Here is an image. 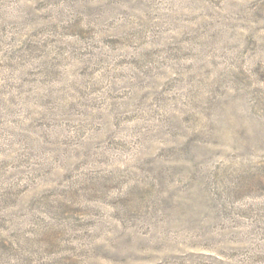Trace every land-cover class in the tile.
<instances>
[{"label":"rangeland","instance_id":"obj_1","mask_svg":"<svg viewBox=\"0 0 264 264\" xmlns=\"http://www.w3.org/2000/svg\"><path fill=\"white\" fill-rule=\"evenodd\" d=\"M0 264H264V0H0Z\"/></svg>","mask_w":264,"mask_h":264}]
</instances>
